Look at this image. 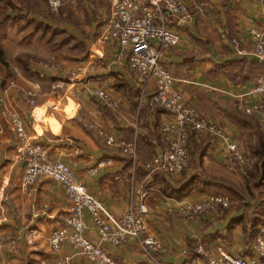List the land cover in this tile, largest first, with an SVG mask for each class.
<instances>
[{"label":"crops","instance_id":"crops-1","mask_svg":"<svg viewBox=\"0 0 264 264\" xmlns=\"http://www.w3.org/2000/svg\"><path fill=\"white\" fill-rule=\"evenodd\" d=\"M202 1L206 2V8L177 27L181 41L164 55L174 77L173 89L241 145L246 135L257 145L261 136H257L256 128L244 122L248 115L241 107L258 101L251 91L259 74L248 67L251 62H260L248 53H240L235 41L240 48L250 49L251 29L264 28V5L256 0ZM94 7L102 17L101 26L94 18L84 23L87 35L82 30L69 31L88 47V51L67 62V68L77 72L81 80L69 82L68 78L57 74L50 76L66 80L64 96L58 97L51 92L50 85L41 83L33 107L25 105L16 91L0 84V103L14 106L23 116L32 139L44 145L53 157L68 164L78 179L86 183L90 193L114 215L119 216L130 205L138 206L144 201L148 231L160 238L163 250L156 253L157 260H154L137 241L121 245L101 241L93 216L86 211V235L90 240L101 242L120 264H193L192 254H185L192 239L205 237L213 241L211 238L215 237L217 228L213 227L211 216L187 221L178 216L179 210L212 195L216 184H209L210 177L232 174L230 155L220 140L194 134L189 141L190 164L175 180L147 168V163L162 149L161 127L172 121L173 115L151 103L153 85L141 95L127 58L119 56L118 44L103 37L111 11L106 13L100 4L98 9L97 5ZM88 12L93 17L92 11ZM77 15L85 17L84 10L77 11ZM226 63L233 64L225 66ZM236 71L249 77L235 83L229 73L237 77ZM22 78L26 86H30V78ZM87 86L106 90L118 101L119 109L113 110L89 96L85 93ZM138 95L145 97L143 102ZM255 119L263 126L258 117ZM90 123L122 141L138 135V158L133 159L107 145L89 127ZM0 127L3 129L0 134V232L6 237L4 243L0 242V264L6 261L41 264L42 260L65 255H71L74 264H93L68 242L60 254H53L49 236L55 227L64 225L69 212L66 190L47 176L24 189V167L19 159L17 138L3 116L1 105ZM100 161H105V165L98 167ZM194 177H198L197 186L188 195L177 198L167 194L170 188H178ZM208 220L207 228L203 227ZM217 241L213 244H224ZM224 246L235 255L255 254L247 247L243 251L240 247Z\"/></svg>","mask_w":264,"mask_h":264},{"label":"built area","instance_id":"built-area-1","mask_svg":"<svg viewBox=\"0 0 264 264\" xmlns=\"http://www.w3.org/2000/svg\"><path fill=\"white\" fill-rule=\"evenodd\" d=\"M264 5V0H256ZM111 12L106 24V40L118 44L119 56L128 60L133 71L141 95L147 93L150 86L155 90L152 95L153 105L162 107L173 115V120L161 127L164 148L154 155L146 166L151 171L162 172L175 180L189 165L187 143L194 134L210 135L220 140L230 155L233 166L242 165L246 154L240 143L226 134L221 126L205 116L197 107L185 103L182 93L173 89V74L165 63L164 55L168 49L179 45L181 35L177 27L181 26L194 13L206 8L202 0H110ZM56 8L58 0L51 1ZM250 49L240 48V53H248L264 64V28H253ZM69 82H79L77 72L67 74ZM54 84L60 90L66 80L58 78ZM68 82V83H69ZM251 93L258 98L253 105H244L242 110L247 114L257 115L264 123V72L255 82ZM60 88V89H59ZM89 96L97 98L109 107H117L118 101L106 90L99 87H87ZM28 94L31 95L29 92ZM16 130L19 159L24 165L22 186L28 189L41 177L47 176L62 184L69 201V212L64 225L55 227L49 244L53 254L61 253L65 243H70L80 254L93 264H120L101 242L90 240L86 231V211H89L97 227L101 241L121 245L128 241H137L142 250L157 260L156 253L163 250L160 238L149 234L146 220L147 206L144 201L138 206L130 205L121 215L110 212L92 193L85 182L78 179L72 168L61 159L53 157L39 142L32 139L25 124L17 113L8 112ZM90 128H95L90 125ZM98 134L108 145H118L120 150L136 159V135L129 141L122 142L114 134L99 129ZM100 161L98 167L105 165ZM92 172H94L92 170ZM231 199L228 195H211L203 201L187 204L180 213L188 219H196L203 213L216 207L227 208ZM0 232V242L6 241ZM14 247V246H13ZM255 254L245 256L231 253L224 244H194L185 250L192 254L193 264H264V223L251 242L249 250ZM243 251H245L243 249ZM5 264H11L6 261ZM41 264H74L71 255L42 260Z\"/></svg>","mask_w":264,"mask_h":264},{"label":"rangeland","instance_id":"rangeland-1","mask_svg":"<svg viewBox=\"0 0 264 264\" xmlns=\"http://www.w3.org/2000/svg\"><path fill=\"white\" fill-rule=\"evenodd\" d=\"M51 1L56 0H0V84L1 86H6L5 89L16 91L21 101L30 107L35 106L37 103L39 90L42 86L41 83L50 85L51 92L61 97L66 92L64 91L66 85L61 89L59 88L60 90L55 89L54 84L58 78H50V76L57 74L58 76L67 77V74L74 72L73 69L67 68V62L74 61V58L78 55L86 52V50L88 51L87 44L81 40H76V37L70 34L69 31L71 29L82 30L87 35L84 25L93 21L94 18L98 25L101 26L102 22L99 23V21H101L102 17L99 15L100 12L94 7L97 5L98 9V4L106 9V13L109 10L111 11L110 0H58L56 8L51 5ZM80 10H84L85 17H78L77 11ZM89 10L92 11L93 17L89 14ZM97 15H99L98 18ZM81 25H83L82 28ZM95 35H97V31ZM22 77L30 78V86H26L27 82ZM87 87H85V93H87ZM29 92L31 95L28 94ZM75 93L77 94L76 96H79V93L74 91ZM144 98L138 95V99L141 102H143ZM151 103L153 104L152 99ZM186 104L189 105L188 103ZM0 105L4 118L15 132L17 138L16 130L6 111L17 113L25 124L23 116L14 106L7 103H0ZM111 109H119V104ZM245 114L251 116V118L258 117L255 114ZM261 123L264 129L262 120ZM90 125L95 126V128L91 129L95 130L97 135L106 142L98 134V130L104 128L97 127L94 123H90L89 127ZM1 133H3V129L0 127ZM256 134L259 138L261 136L257 145L252 142L253 139L249 135H246L242 140L244 141L242 145L245 148L240 144L246 154V161L242 165L237 166H233L230 163V167L234 169L232 174L228 175V177H219L224 179L226 184L215 185L214 190L211 192L212 195H228L231 199L230 206L227 208L216 207L194 219V221L201 220L211 216L214 221L212 223L213 227L217 228L215 237L211 239L213 241L219 240L217 242H223L231 247H240L244 250H246V247L249 249L248 246H250L257 234L259 226L264 223V173H262L263 170L261 169L264 156L255 154V150L260 147V141L264 140V132L258 130ZM201 136L205 138L210 135L204 134ZM189 141L186 148L189 160H191ZM106 144L108 145L107 142ZM161 146L163 149L165 146L164 142ZM111 147L120 148L118 145ZM138 154L137 139V158ZM178 216L184 220L193 221L181 214L180 210ZM208 222L209 220L204 222L203 227L207 228ZM149 234L151 233L149 232ZM213 241L206 240L205 237L201 239L194 238L189 244V248H192L194 244H210ZM11 264L13 263L11 262Z\"/></svg>","mask_w":264,"mask_h":264},{"label":"trees","instance_id":"trees-1","mask_svg":"<svg viewBox=\"0 0 264 264\" xmlns=\"http://www.w3.org/2000/svg\"><path fill=\"white\" fill-rule=\"evenodd\" d=\"M36 27H37V25H36ZM246 62L247 61H241L240 63L245 64ZM232 64L233 63H226L225 66L232 65ZM248 70H251V72H255V73H258L260 75L261 73L264 72V64L258 63V62H251L249 67H248ZM236 72H237V77L234 76L233 72L229 73L230 79L235 83H241L249 77V75L243 76L241 74V71H239V72L236 71ZM244 122L247 125H250L251 127H254V128H256L262 132V129H263L262 126L255 118H251L250 116L244 117ZM255 154L256 155L262 154L264 156V140L260 141V147L257 148V150H255ZM261 169L263 170L262 173H264V162L262 163ZM197 178L198 177H194V178L186 181L185 183H183L178 188H175V189L170 188L169 191L167 192V194L169 196H174L177 198L184 197V196L188 195L193 189L196 188ZM225 182L226 181L224 179H221V178L216 177V176L209 178V184L222 185V184H226Z\"/></svg>","mask_w":264,"mask_h":264}]
</instances>
